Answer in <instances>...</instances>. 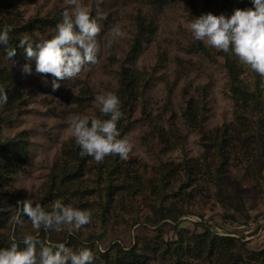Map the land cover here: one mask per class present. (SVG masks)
<instances>
[{"label":"rangeland","instance_id":"obj_1","mask_svg":"<svg viewBox=\"0 0 264 264\" xmlns=\"http://www.w3.org/2000/svg\"><path fill=\"white\" fill-rule=\"evenodd\" d=\"M206 1L14 0L13 16L21 22L35 15L51 17L56 10L66 16L92 13L95 22L80 39L86 57L79 66L63 68L60 81L40 71L38 56L3 60L19 80L22 97L15 109L6 111L2 138L28 145L18 172L0 190V264H34L43 240L58 245L72 242L73 234L79 240L73 241L76 250L60 254L62 264H85L91 252L93 259L106 264L112 261V250L105 254L116 243L122 249L137 246L141 264H220L215 257L186 247L180 256L173 253L178 240H201L206 227L211 235L237 238L244 255L264 249V157L256 122L264 99L247 108L244 100L236 102L239 97L221 50L240 32L222 13L216 16L220 0H212V8ZM239 1L228 0L235 23L241 18ZM246 2L247 15L258 20L254 30L261 42L253 61L257 71L240 56V77L254 89L257 74L264 82V0ZM142 19L146 27L140 35V51L130 56ZM122 66L141 71L147 84L123 136L125 151L133 160L130 174L125 179L117 176V183L124 182L128 189L120 188L110 200L102 223L98 202L99 192L105 190H98L95 180L98 167L106 161L89 162L83 177L63 194L62 205L57 198L60 192L51 184L68 161L62 160L65 143L84 133L86 120L102 102L116 98ZM74 95H83L81 105L70 101ZM191 99L198 101L202 113L197 126L189 124L186 114ZM224 137L228 141L223 143L225 175L233 181V189L240 188V197L223 193L220 201L215 178L222 175V167L219 146L213 142ZM167 166L172 171L164 175ZM135 173L145 183L139 189L129 186ZM15 192L32 202L48 195L50 210H55L43 211L47 218H29L16 232L11 223L18 217L20 203L9 199ZM45 220L53 224L45 228ZM11 240L22 244L13 246ZM129 261L123 258V264Z\"/></svg>","mask_w":264,"mask_h":264},{"label":"trees","instance_id":"obj_2","mask_svg":"<svg viewBox=\"0 0 264 264\" xmlns=\"http://www.w3.org/2000/svg\"><path fill=\"white\" fill-rule=\"evenodd\" d=\"M206 3L208 8H212V0H207ZM220 3V9L216 8V16L218 12L222 13L225 21L232 28L237 27L240 32L239 37H231L229 46L221 50V53L225 57L229 81L234 89L233 92L239 97H236V102L244 100L245 108H247V105L252 101L261 103L264 99V82L259 79V74L256 75L257 80L254 84V89L244 84L240 77L243 70L242 64H240V56L247 62L253 72L257 71L253 61L255 51L261 42L260 35H257L254 30L258 20L257 18L251 19L247 15L246 6L248 3L246 0L239 1L241 10L239 23L234 21V13L229 8L231 3L229 4L228 0H220ZM14 11V0H0V190L7 186L9 181L13 179V175L18 172V168L21 166V159L27 151L28 145L24 140H6L2 138V125L7 119L6 111L15 109L19 99L22 97L18 84L19 80L8 69L3 60L5 58L18 59L24 56H38L42 59L40 71L52 80L60 81L63 75V68L79 66L86 57L87 51L80 45V39L87 27L95 22V17L92 13L66 16L61 10H56L51 17L35 15L21 22L16 16H13ZM211 13L215 15L213 9ZM140 23L144 25L139 28V34L135 39L132 50L129 52L130 56L140 51L139 39L146 27L143 19L140 20ZM143 75L139 70L122 66L116 98L102 102L97 113L86 120L84 133L77 138L71 139L63 146L62 160L68 161L60 169L61 174L54 176L51 184L52 188H56L60 192L57 198H61V205L65 201L63 194L65 191L70 190V183L73 185L83 177L86 167L91 161H101V163L106 161L105 165L98 167L96 172L97 179L95 180L97 189L105 190V192H99L100 201L98 202L101 211L99 216L102 219V223L106 220L105 214L109 210L110 200H113L120 188L128 189V186L123 184L124 182L122 184L117 183V176L121 177L123 175L125 179V176L130 174V164L133 157L125 151L123 136L130 127V118L134 104L142 90L141 88H144L147 84ZM82 96L74 95L70 101L81 105L84 100ZM186 114L188 115L189 124L197 126L202 119L198 101L191 99L188 102ZM256 122H258L259 127L258 141L264 157V110H261ZM224 139H222V142L216 140L213 142V145L219 146L217 148L219 154H217L221 160L220 167H222L219 170L222 175H218L215 178L217 190L215 194L220 201H222V195L225 193H228L230 198L240 197V188L233 189V181L229 176L225 175L227 167L224 161L227 160V157L223 150V143L228 141L225 137ZM106 142H108L107 149L103 147ZM239 146L241 149L242 146ZM13 162L16 163V167L12 166ZM162 171H165L164 175H167L171 173L172 168L167 166ZM135 175L133 177L135 182L129 186L134 185L135 188L139 189L145 183L139 174L135 173ZM148 183H150L148 185L153 186L150 180H148ZM229 189L232 190V194ZM52 191L50 189L48 192L52 193ZM12 195L9 199L20 203L18 217L14 223H11V227L14 225L16 232L19 231L21 224L29 218H47V216H43V211L47 209L49 212L55 210V208L50 210L51 206L48 205V202L52 198H49L48 195L37 202L30 201L20 192L12 193ZM44 204H47V206L42 207ZM160 216L164 218L165 214L162 213ZM229 217L236 218L234 215H229ZM52 224L51 221H46L45 228H49ZM211 232L210 228L206 227L205 234H203L201 240H178L176 246L173 247V253L180 256L182 250L186 247L198 254L202 252L209 257H215L217 261L221 262L220 264H258V262L264 264V249L244 255L240 250V243L236 241L237 238L225 235H211ZM78 233L80 234V231ZM70 239L74 242L79 241L74 234L70 236ZM36 241V238L32 240L33 246L37 245ZM73 241L54 245L48 244L43 240L42 248L39 250L41 253L36 254L34 264L65 263L60 254H68L71 250H76L75 246H73L75 245ZM9 243L13 246L22 244L18 240H11ZM110 250H112V261H108L106 264H123L124 257H128L131 264H141V254L137 251V246L122 249L116 243L112 245V248L108 249L105 256L110 254ZM92 254L93 252L89 253L90 258H86L84 263L102 264L99 260L93 259ZM122 254L125 256H122ZM80 259H83V257H80Z\"/></svg>","mask_w":264,"mask_h":264}]
</instances>
